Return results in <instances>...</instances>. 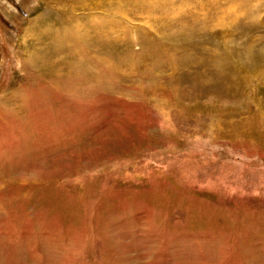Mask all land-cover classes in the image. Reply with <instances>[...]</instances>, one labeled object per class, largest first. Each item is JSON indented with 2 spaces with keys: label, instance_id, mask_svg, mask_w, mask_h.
Masks as SVG:
<instances>
[{
  "label": "rangeland",
  "instance_id": "374dc122",
  "mask_svg": "<svg viewBox=\"0 0 264 264\" xmlns=\"http://www.w3.org/2000/svg\"><path fill=\"white\" fill-rule=\"evenodd\" d=\"M0 264H264V0H0Z\"/></svg>",
  "mask_w": 264,
  "mask_h": 264
},
{
  "label": "bare ground",
  "instance_id": "6f19581e",
  "mask_svg": "<svg viewBox=\"0 0 264 264\" xmlns=\"http://www.w3.org/2000/svg\"><path fill=\"white\" fill-rule=\"evenodd\" d=\"M100 37H101V36H100ZM100 39H101V38H100ZM97 40H98V39H97ZM71 41H72V40H71ZM102 41H103V39H102ZM73 43H74V42H73ZM93 43H95V42H93ZM64 44H65V43H64ZM60 45H61V44H60ZM70 45H72V44H70ZM61 46H62V45H61ZM80 46H83V45H80ZM80 46H79V47H80ZM86 46H87V45H86ZM88 46H89V45H88ZM75 47H76V46H75ZM75 47H74V48H75ZM79 47H77V48H78V51H79V49H80V52H81V50H83V49H82V48H79ZM53 48H54V47H53ZM56 48H57V47H56ZM99 48H100V47H99ZM57 49H58V48H57ZM53 50H54V49H53ZM54 51H55V50H54ZM60 52H63V51H60ZM56 53H57V52H56ZM85 53H86V52H85ZM30 54H31V53H30ZM82 54H84V53H82ZM91 54H92V53H91ZM53 55H54V54H53ZM31 56H32V55H31ZM48 56H49V55H48ZM56 56H57V55H56ZM49 57H50V56H49ZM52 57H54V56H52ZM52 57H51V58H52ZM81 57H82V56H81ZM31 58H32V57H31ZM33 58H34V57H33ZM34 59H35V58H34ZM55 59H56V58H55ZM99 62H100V61H99ZM71 63H72V62H71ZM71 63H70V64H71ZM30 64H31V63H30ZM30 64H29V65H30ZM31 65H32V64H31ZM71 65H72V64H71ZM71 65H70V66H71ZM66 66H67V65H66ZM72 66H73V65H72ZM78 66H79V65H78ZM83 66H84V65H83ZM83 66H82V67H83ZM153 66H154V65H153ZM35 67H36V66H35ZM74 67H75V66H74ZM120 67H121V66H120ZM68 68H69V67H67L66 69H68ZM78 68H81V67H78ZM70 69H71V68H70ZM83 69H84V67H83ZM73 70H74V68H73ZM80 70H81V69H80ZM87 70H88V69H87ZM70 71H71V70H70ZM71 72H72V71H71ZM74 72L76 73V71H74ZM90 72L92 73V71H90ZM107 72H108V71H107ZM69 73H70V72H69ZM78 73H79V72H78ZM86 73H88V72H86ZM98 73H99V72H98ZM70 74H71V73H70ZM101 74H102V73H101ZM101 74H99V75L101 76ZM73 75H74V73H73ZM80 75H81V74H80ZM84 75H85V74H84ZM87 76H88V75H87ZM90 76H92V75H90ZM103 76H104V75H103ZM105 76H106V75H105ZM71 77H72V76H71ZM73 77L75 78V75H74ZM73 77H72V78H73ZM88 77H89V76H88ZM92 77H93V76H92ZM92 77H91V79H93ZM111 77H112V76H111ZM111 77H109V79H111ZM69 78H70V77H69ZM72 78L68 79V81H69V80L71 81ZM102 78H103V77H102ZM107 78H108V76H107ZM75 79H76V78H75ZM79 79H80V78H79ZM82 79H83V77H82ZM103 79H106V78H103ZM89 80H90V79H88V81H89ZM65 81H66V79H65ZM88 81H87V82H88ZM94 81H96V79H95ZM85 82H86V81H85ZM99 82H100V81H99ZM107 82H108V80H107ZM109 82H111V81H109ZM67 83L70 84L71 82H67ZM63 84H64V83H63ZM111 84H112V83H111ZM66 86L68 87V85H66ZM90 89H92V88H90ZM144 89H145V88H144ZM90 91H91V90H90ZM92 91H93V90H92ZM141 92H142V91H141ZM97 93H98V92H97ZM149 93H150V92H149ZM142 94H143V93H142ZM144 95H145V94H144ZM148 95H149V94H148ZM171 95H172V94H171ZM73 96H74V95H73ZM143 97H144V96H143ZM155 105H156V104H155ZM169 115H170V114H169Z\"/></svg>",
  "mask_w": 264,
  "mask_h": 264
}]
</instances>
